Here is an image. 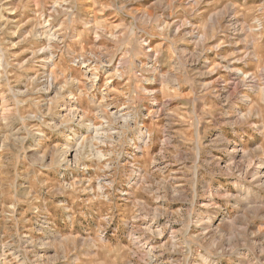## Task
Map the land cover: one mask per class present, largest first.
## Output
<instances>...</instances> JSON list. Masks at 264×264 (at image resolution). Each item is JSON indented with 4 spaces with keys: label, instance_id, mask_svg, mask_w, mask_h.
I'll return each mask as SVG.
<instances>
[{
    "label": "rangeland",
    "instance_id": "obj_1",
    "mask_svg": "<svg viewBox=\"0 0 264 264\" xmlns=\"http://www.w3.org/2000/svg\"><path fill=\"white\" fill-rule=\"evenodd\" d=\"M0 264H264V0H0Z\"/></svg>",
    "mask_w": 264,
    "mask_h": 264
},
{
    "label": "bare ground",
    "instance_id": "obj_2",
    "mask_svg": "<svg viewBox=\"0 0 264 264\" xmlns=\"http://www.w3.org/2000/svg\"><path fill=\"white\" fill-rule=\"evenodd\" d=\"M56 6V5H55ZM58 7V6H57ZM51 56V55H50ZM84 64V63H83ZM99 69V68H98ZM247 77V76H246ZM243 78V77H242ZM246 79V78H245ZM240 82V81H239ZM100 130V129H99ZM99 130H97V128H96V131H99ZM97 136V135H96ZM80 145V144H79ZM88 147H89V144H88ZM201 223V222H200Z\"/></svg>",
    "mask_w": 264,
    "mask_h": 264
}]
</instances>
